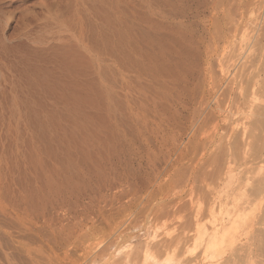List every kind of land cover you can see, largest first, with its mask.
Returning a JSON list of instances; mask_svg holds the SVG:
<instances>
[{"label": "rangeland", "instance_id": "374dc122", "mask_svg": "<svg viewBox=\"0 0 264 264\" xmlns=\"http://www.w3.org/2000/svg\"><path fill=\"white\" fill-rule=\"evenodd\" d=\"M218 1L0 0V264H113L180 231Z\"/></svg>", "mask_w": 264, "mask_h": 264}, {"label": "bare ground", "instance_id": "6f19581e", "mask_svg": "<svg viewBox=\"0 0 264 264\" xmlns=\"http://www.w3.org/2000/svg\"><path fill=\"white\" fill-rule=\"evenodd\" d=\"M217 4L199 42L202 80L192 88L199 94L190 116L197 145L189 169L200 197L189 202L176 235L139 241L141 249L114 255L113 264H162L166 252L175 261L163 264H264V0ZM214 190L218 208L208 209L216 216L206 222Z\"/></svg>", "mask_w": 264, "mask_h": 264}]
</instances>
